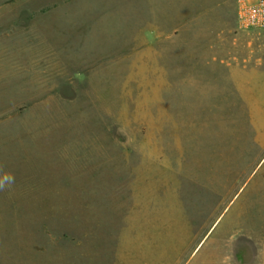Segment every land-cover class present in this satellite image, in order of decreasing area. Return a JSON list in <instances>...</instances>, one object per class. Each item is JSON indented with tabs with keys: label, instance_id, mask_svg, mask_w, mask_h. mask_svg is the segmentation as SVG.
I'll return each mask as SVG.
<instances>
[{
	"label": "rangeland",
	"instance_id": "obj_1",
	"mask_svg": "<svg viewBox=\"0 0 264 264\" xmlns=\"http://www.w3.org/2000/svg\"><path fill=\"white\" fill-rule=\"evenodd\" d=\"M238 1L0 0V264H264Z\"/></svg>",
	"mask_w": 264,
	"mask_h": 264
},
{
	"label": "built area",
	"instance_id": "obj_2",
	"mask_svg": "<svg viewBox=\"0 0 264 264\" xmlns=\"http://www.w3.org/2000/svg\"><path fill=\"white\" fill-rule=\"evenodd\" d=\"M237 24L243 30L264 31V0H239Z\"/></svg>",
	"mask_w": 264,
	"mask_h": 264
},
{
	"label": "clouds",
	"instance_id": "obj_3",
	"mask_svg": "<svg viewBox=\"0 0 264 264\" xmlns=\"http://www.w3.org/2000/svg\"><path fill=\"white\" fill-rule=\"evenodd\" d=\"M15 183V177L11 174H5L4 180L0 181V191L9 190Z\"/></svg>",
	"mask_w": 264,
	"mask_h": 264
}]
</instances>
